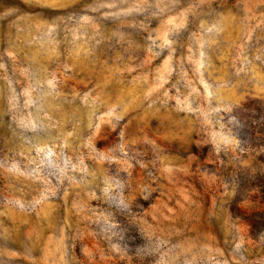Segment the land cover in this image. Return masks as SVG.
Instances as JSON below:
<instances>
[{
  "label": "rangeland",
  "instance_id": "374dc122",
  "mask_svg": "<svg viewBox=\"0 0 264 264\" xmlns=\"http://www.w3.org/2000/svg\"><path fill=\"white\" fill-rule=\"evenodd\" d=\"M0 264H264V0H0Z\"/></svg>",
  "mask_w": 264,
  "mask_h": 264
}]
</instances>
